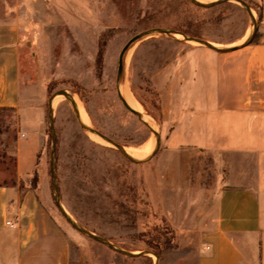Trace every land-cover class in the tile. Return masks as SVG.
Instances as JSON below:
<instances>
[{"label": "rangeland", "instance_id": "obj_1", "mask_svg": "<svg viewBox=\"0 0 264 264\" xmlns=\"http://www.w3.org/2000/svg\"><path fill=\"white\" fill-rule=\"evenodd\" d=\"M241 1L205 8L190 0H0V6L21 25L25 96L21 110H0V184L17 180L19 122L23 119L29 136L22 141L33 140L40 149L37 161L47 175L50 207L72 237L71 264H170L179 258L177 248L193 244L194 230L186 243L187 237L180 234L187 229L177 235L164 211L163 170L165 165H187L192 174L205 175V185L215 181L218 156L201 147L197 132L191 130L201 128L204 117L215 115V97L223 106L234 98L236 82L243 80L239 54L258 43L263 34L261 0ZM151 28L168 32L157 31L132 41L119 76L123 48ZM250 29L247 45L229 52L191 41L187 37L193 36L183 32L197 31L199 39L224 48L233 47ZM229 53L237 55L231 62L241 66L231 72L236 75V86H229L226 58L221 61L218 92L215 54L228 57ZM125 83L153 123L125 107L119 97ZM62 90L78 94L91 118L89 127L109 137L110 143L91 138L68 97L53 107L51 98ZM122 95L137 109L124 87ZM157 134L161 136L158 147ZM153 137L155 148L135 157L154 151L142 162H133L122 150L125 146L144 148ZM219 144L223 148L222 140ZM53 153L61 207L52 180ZM219 158V178L224 179L229 161L242 165L244 155L225 151ZM256 161L252 152V164ZM31 180L37 186L38 172ZM180 187L172 189L177 196L184 195ZM200 208L199 204L195 208L187 205L184 214L178 210L177 221L181 219L184 226L190 214L202 215Z\"/></svg>", "mask_w": 264, "mask_h": 264}, {"label": "crops", "instance_id": "obj_2", "mask_svg": "<svg viewBox=\"0 0 264 264\" xmlns=\"http://www.w3.org/2000/svg\"><path fill=\"white\" fill-rule=\"evenodd\" d=\"M261 4L263 34L258 43L239 54L243 60V80L236 82L234 98H229L228 105L223 106L219 97H215V115L204 117L202 127L191 130L197 132L201 147L218 156L214 183L205 185V175L192 174L193 169L187 165H165L163 170L164 211L177 235L179 230L187 229L180 234L187 237L186 243L190 241V230L196 236L191 239V246L175 250L179 258L170 264H264V0ZM6 11L0 6V107L21 110L25 100L22 30L10 11L7 14ZM229 54L228 57L215 54L218 92L221 61L228 60L229 86L235 84L236 75L231 72L241 68L231 62L237 55ZM22 121L19 122L17 180L13 184H0V264H71V234L50 207L47 175L37 161L40 149L33 140L22 141L29 136L26 131L29 126ZM221 140L223 148L219 147ZM225 151L243 153L244 159L238 166L229 161L228 175L220 179L219 156ZM252 152L257 155L254 165ZM35 172L39 180L37 186H32ZM175 186H181L184 195L177 196L172 190ZM198 204L202 215L190 214L181 226L177 211L184 214L187 205L195 208Z\"/></svg>", "mask_w": 264, "mask_h": 264}, {"label": "water", "instance_id": "obj_3", "mask_svg": "<svg viewBox=\"0 0 264 264\" xmlns=\"http://www.w3.org/2000/svg\"><path fill=\"white\" fill-rule=\"evenodd\" d=\"M190 1L194 2L196 5H198V6H200V7L209 8V7L216 6V5L220 4V3H223V2H225V1H231V0H216V1H213V2H211V3H204V2H201V1H199V0H190ZM239 1H241V0H239ZM241 2L244 4L243 1H241ZM247 7H248V6H247ZM157 31H159V32H163V33H167V32H168L167 30L162 29V28H151V29H148V30L143 31L142 33L138 34L134 39H132V40H131V41H130V42H129L124 48H123V50H122V52H121V54H120V57H119V68H118L119 76L122 74V72H123V70H124L125 54H126V52H127V50H128V47H129L130 43H131L132 41H134L135 39H139V38H141V37H145V36H148V35L154 34V33L157 32ZM187 38L190 39V40H193V41L203 42V43H205L206 45H209L210 47L215 48V50L220 51V52H229V51H232V50H236V49H238V48L243 47L244 45H247V43L250 41V39H249V40H247L245 43H243L242 45H238V46L218 48V47L212 45L210 42L203 41V40H201V39H199V38H194V37H187ZM59 93H61V94H65V95L68 97L69 100L72 99V95H71L68 91H66V90H62V91L59 92ZM119 97H120V99L122 100L123 104L125 105V107H126L127 109H129L132 113H134L135 115H137L139 118L142 119V117H141V113L138 112L137 110L133 109V108L127 103L126 99L124 98V96L122 95V93H121L120 91H119ZM53 99H54V98H51V101H50L51 103H52ZM71 101H72V100H71ZM75 111H76V110H75ZM142 120H143V119H142ZM81 125H82L84 128L89 129L90 131L92 130V131H94L95 133L99 134V135L102 136L104 139H106V140H108V141H112V140H111L109 137H107L106 135L102 134L101 132H99V131H97V130H95V129H91V127L87 126V125L84 124L83 122H81ZM157 137H158V141H157V147H158V146H159L160 139H161V136H160L159 134H157ZM113 143H114V142H113ZM115 145H117L118 147L120 146L119 144H116V143H115ZM55 149H56V138H54V142H53V152H54V153H55ZM122 150H123V152L129 157V159H131L133 162L139 163V162H142V161H143V159H135V158L131 157V156L126 152L125 149H122ZM54 153H53V159H52V164H51V168H52V180H53V185H54V187H55V190L57 191V203H58V205L61 207V203H60V199H59V195H58V186H57V184H56V170H55L56 165H55V162H54ZM153 154H154V152H153ZM62 211L65 213V211H64L63 208H62ZM65 214H66V213H65ZM66 216H67V214H66ZM67 218L69 219V221H71V222L73 223V221L70 219L69 216H67ZM74 225H76V224H74ZM80 230H82L84 233H87V234H89V235L95 236L93 233L89 232L88 230H85V229H82V228H80Z\"/></svg>", "mask_w": 264, "mask_h": 264}, {"label": "bare ground", "instance_id": "obj_4", "mask_svg": "<svg viewBox=\"0 0 264 264\" xmlns=\"http://www.w3.org/2000/svg\"><path fill=\"white\" fill-rule=\"evenodd\" d=\"M200 1H202V2H204L205 0H200ZM251 33H252V30L250 29V30H248V32H247V35L245 36V37H243L242 39H240L238 42H236L234 45H239V44H242V43H244V42H246L247 41V39L250 37V35H251ZM192 41V40H191ZM196 42V41H195ZM196 43H198V42H196ZM195 43V44H196ZM234 45H231V46H234ZM216 46V45H215ZM123 87H124V90H125V92L127 93V95H128V97H129V99L131 100V102L134 104V106L138 109H135V110H137L138 112H140L141 113V117H142V119H148L149 121H151L152 122V120H151V116H149L147 113H146V111H145V109L140 105V104H138L137 103V101H136V99L131 95V93L129 92V90H128V88L127 87H129V84H127V83H125V84H122L121 85V87H120V91H121V93H122V89H123ZM71 95H72V99H70L69 101H70V103L72 104V106H73V108L76 110V113L78 114V118H79V120L81 121V122H83L84 124H86L87 126H90L91 125V118H90V116H89V113H88V111H87V109L85 108V106H84V104H83V102H82V100L80 99V97L78 96V94H76V93H71ZM67 98V96L65 95V94H57L55 97H54V99H53V101H52V105H53V107H55L61 100H64V99H66ZM75 101H74V100ZM72 100V101H71ZM78 104V106L80 107V109H81V111L84 113V115L86 116V120H87V123L86 122H84L83 121V119L81 118V116H80V114H79V112H78V106H77V104ZM128 103V102H127ZM134 109V108H133ZM153 123V122H152ZM154 130H156V126L154 125ZM89 134H90V136H91V138L93 139V140H95L96 142H99L100 144L102 143V144H107V143H110V142H108L106 139H104L102 136H100L99 134H97V133H95L94 131H90L89 132ZM99 136V137H101V138H103L104 140H102V139H99L97 136ZM154 138V137H153ZM156 138V137H155ZM153 139L146 147L144 146V148H139V147H134V146H129V147H127V146H125V150H126V152L131 156V157H133V158H135V157H139V156H142V155H144V154H146V153H149V152H151L154 148H155V146H156V139ZM149 149V150H148ZM148 150V151H147ZM154 152V151H153ZM152 152V153H153ZM152 153H150L149 155H147V156H145V157H142V158H135V159H146V158H148L150 155H152Z\"/></svg>", "mask_w": 264, "mask_h": 264}, {"label": "trees", "instance_id": "obj_5", "mask_svg": "<svg viewBox=\"0 0 264 264\" xmlns=\"http://www.w3.org/2000/svg\"><path fill=\"white\" fill-rule=\"evenodd\" d=\"M185 34L187 35H190V36H193V37H197V38H201V35L197 32V31H193V32H189V31H183ZM1 109H6V107L4 108H1L0 107V110ZM159 253V252H158Z\"/></svg>", "mask_w": 264, "mask_h": 264}, {"label": "built area", "instance_id": "obj_6", "mask_svg": "<svg viewBox=\"0 0 264 264\" xmlns=\"http://www.w3.org/2000/svg\"><path fill=\"white\" fill-rule=\"evenodd\" d=\"M9 222V221H8Z\"/></svg>", "mask_w": 264, "mask_h": 264}]
</instances>
